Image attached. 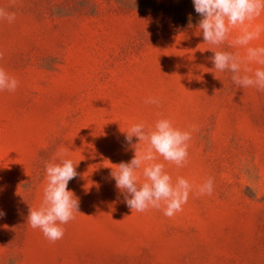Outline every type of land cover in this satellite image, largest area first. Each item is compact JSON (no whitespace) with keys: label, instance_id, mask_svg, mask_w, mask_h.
I'll return each mask as SVG.
<instances>
[{"label":"rangeland","instance_id":"374dc122","mask_svg":"<svg viewBox=\"0 0 264 264\" xmlns=\"http://www.w3.org/2000/svg\"><path fill=\"white\" fill-rule=\"evenodd\" d=\"M0 8L15 13L12 23L0 19V68L19 82L0 91V264H264V91L236 85L210 60L244 48L204 44L193 0H0ZM250 46H264V33ZM162 118L191 133L184 167L157 157L173 184L193 186L171 218L132 212L110 175L134 156L129 127ZM53 158L73 161L68 190L81 213L55 243L27 224ZM208 178L213 194L197 195Z\"/></svg>","mask_w":264,"mask_h":264},{"label":"clouds","instance_id":"9594fccd","mask_svg":"<svg viewBox=\"0 0 264 264\" xmlns=\"http://www.w3.org/2000/svg\"><path fill=\"white\" fill-rule=\"evenodd\" d=\"M193 5L200 16L198 27L204 44L218 47L228 42L229 47L245 49L243 56L223 50L213 51L210 60L214 69L219 72L230 71L232 81L240 87L264 91V67L253 69L250 66H264V46H250L264 33V24L254 23L264 13V0H193ZM0 19L12 23L15 13L0 8ZM188 20L191 26V15ZM236 28H239V34L229 40ZM2 58L3 53L0 52ZM18 83L17 79L0 68V91L14 92ZM146 103L159 105L160 101L158 98H149ZM125 133V142L134 150V156L129 162L113 165L110 175L115 180L116 188L123 193L125 203L132 212L157 209L162 210L166 217H173L183 210L193 186L183 177L173 184L171 176L165 172V164L157 162V157L177 167H184L188 163L191 133L174 127L170 119L164 118L158 119L154 127L147 129L145 123H135ZM133 137L139 143L134 144ZM142 144L146 146L142 148ZM58 155L67 156L68 150L61 148ZM141 171L143 183H139ZM45 173L42 202L38 209L30 208L27 224L33 229H40L49 242L55 243L65 234L61 225L74 220L77 213L81 214L78 199L68 190L69 182L78 173L71 159L56 162L55 158L45 163ZM213 191V179L208 178L199 186L197 195L210 196ZM3 215L0 212V216Z\"/></svg>","mask_w":264,"mask_h":264}]
</instances>
